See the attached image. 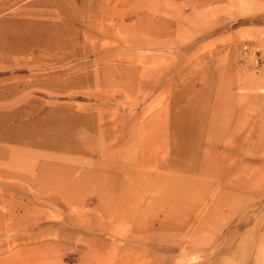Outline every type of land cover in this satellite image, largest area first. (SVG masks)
Returning <instances> with one entry per match:
<instances>
[{"label": "rangeland", "instance_id": "obj_1", "mask_svg": "<svg viewBox=\"0 0 264 264\" xmlns=\"http://www.w3.org/2000/svg\"><path fill=\"white\" fill-rule=\"evenodd\" d=\"M32 33L0 52V264H264V0H0V43ZM75 120L82 151L28 142ZM205 148L238 169L217 210ZM154 186L175 199L140 214Z\"/></svg>", "mask_w": 264, "mask_h": 264}, {"label": "bare ground", "instance_id": "obj_2", "mask_svg": "<svg viewBox=\"0 0 264 264\" xmlns=\"http://www.w3.org/2000/svg\"><path fill=\"white\" fill-rule=\"evenodd\" d=\"M40 38L36 35L30 34V35H26L24 37V39L21 38H16V40H13L11 43L8 44H1L0 43V52L2 54H8L10 51L16 53V52H22L24 50H26L28 48V46L31 44H38L37 41ZM237 82L239 85H244L246 86L247 84H249L250 81H248V79H243V78H238ZM223 93V94H222ZM220 93L221 95H224V92ZM230 94V93H229ZM221 95L217 97L216 100V104H215V109L213 112V117L211 122H209L208 120L205 119L204 121V131L206 134H208L209 136H213L214 140L218 143V142H222L223 141V135L225 134H229V139L233 140L234 135L233 133L229 132L230 131V127L225 126L224 130L223 128L220 130L217 128V126L213 123L215 120H217L219 118V116L222 114L223 110L225 109L226 111V104L223 103ZM232 99H235L234 95H232L231 97ZM204 114L207 118L208 116V110L205 108ZM69 121L67 120H63V121H59L57 120L55 117H51L49 118V120L45 123H43L42 126H40L39 129L40 133H43L44 131L50 130V129H54L55 131H60L61 133H64L66 128L68 127V123ZM17 127L22 130L25 131L28 128H30V123H16ZM78 125V121H74L73 123V130L71 133V137L72 138H76V142L78 141V145L77 146H64L65 144H52L49 141L46 142H40L37 140L36 135L32 136V139L24 136V135H19V134H15L14 136H12L11 138L13 140H23L26 141L28 138V142L30 143H34L36 145H40L41 147H53V148H67L70 150H76V151H82L81 149L85 148V145L87 141L89 140L88 135L82 133V131L77 130L74 126ZM93 135V134H92ZM26 137V138H25ZM75 140V139H74ZM86 150V149H85ZM110 156L113 158L115 157V154L111 153ZM47 167H49V165L44 164L41 168V176L42 177H49V178H53L56 175V171H52L50 173H48L47 175L44 174L45 170H47ZM235 170H238L236 166H230L228 164H226L223 160L222 156H219L217 153H213L210 154V149L209 148H205V156H204V171L203 173L207 176H211L214 178H217L220 182V185L222 184V182L224 181H229V183H227V185L225 186V189L222 190V192L219 193V198L217 200H215V207L216 210L218 208H220L222 205L224 206H228L229 205V198L230 197H234L235 193H237V189H239L240 185L238 184V182L232 178V175L234 173ZM70 171H74V169H71ZM68 177H70L72 175V172H67ZM155 176H152V179ZM71 178V177H70ZM83 180V179H81ZM77 184V189L80 188L81 186V181L77 180L76 181ZM155 187V189H154ZM151 190V192H155L157 197H160V200L158 201V204L156 203V205H152V207L147 208L149 205V201L148 200H141V201H136L135 202V207L137 208V210L141 213L143 212H150V214H154V212L156 211V206H162L164 209H169L170 207V202L171 200H174L175 198L173 197V195L171 194L170 190H166V189H161L159 187L154 186ZM68 191V190H65ZM220 191V190H219ZM218 191V192H219ZM258 191V188H256V184L254 186H252L251 188V192L255 193ZM180 196H178L177 198H179ZM176 201V200H175ZM151 204H153V202H150ZM257 205V204H256ZM262 205V204H259ZM123 208V207H122ZM159 209V208H158ZM228 210L231 212L230 207H228ZM160 211V210H159ZM211 211L208 210V212ZM213 211V210H212ZM229 212V213H230ZM211 213V212H210ZM214 213V212H213ZM214 215V214H213ZM210 216V215H209ZM208 219V218H207ZM206 219V220H207ZM204 220V221H206ZM211 220V219H210Z\"/></svg>", "mask_w": 264, "mask_h": 264}]
</instances>
